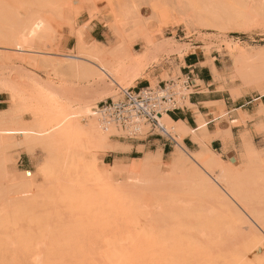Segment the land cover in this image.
I'll return each instance as SVG.
<instances>
[{
    "label": "rangeland",
    "instance_id": "rangeland-1",
    "mask_svg": "<svg viewBox=\"0 0 264 264\" xmlns=\"http://www.w3.org/2000/svg\"><path fill=\"white\" fill-rule=\"evenodd\" d=\"M42 1L0 0L2 46L8 47L9 42H20L24 25L43 15L49 26L43 32L44 43L54 50L52 57L32 54L19 57L12 50L0 49V95L7 102L4 106L6 111L0 117L8 125L18 122L25 127L38 129L46 125L50 116L58 115L62 109L76 111L79 95L86 98L82 102H95L96 107L111 98H118L120 89L136 87V82L131 83V77L123 71L132 59L138 61L134 67L143 70L140 77L147 78L149 86L154 88L161 80L167 83L176 82L178 77H181L176 62H181L186 55L200 51L205 58L215 55L225 67L230 61L229 52L232 49L251 50L264 45V0H215L231 15V25L223 35L212 28L188 26L186 29L185 25L176 23L181 15L171 6L170 0H116L120 7V16L131 11L138 26L142 29L149 27L148 50L164 46L165 43L172 46L170 49L161 50L156 62L150 58L138 60L144 46V29L143 33L141 30L137 32L138 36L131 26H124V18L121 21L123 26H117L115 30L105 27L103 22L111 12L105 4L74 0L73 7L79 8L81 13L70 27L71 34H68L67 30L59 26L60 9L57 6L42 8ZM227 4L229 7H226ZM154 11H164L168 16L166 28H161L151 20ZM92 30L101 34L95 35L94 38L106 54L119 47L129 49L128 54L119 60L111 61L106 57L108 63H113V71L120 70L116 85L109 82L101 84L94 75V66L74 59L76 56L81 57L83 53V50L76 48L77 37L87 47L94 39L91 37ZM11 55L18 59L14 60ZM76 65L86 68V71L80 74L71 72L70 67ZM158 74H161L159 79L155 78ZM233 74L231 68L225 74H219L218 90H224L230 95L229 89L240 86L234 80ZM60 90H63V93L56 94ZM242 92L239 98H244L245 101L260 96L257 91L248 87H244ZM111 93L114 96H111ZM109 96L111 97L107 98ZM231 99L235 100V97L232 96ZM261 118L254 115L236 123L241 130L236 134V146L229 157L219 154L221 160L227 164L231 163L237 169L245 166L246 159L243 158L240 148L242 134L257 151L259 159L264 162V121ZM79 120L81 125H85V119L80 117ZM149 130L147 126H141L142 136L128 137L126 133L115 128V135L109 138L107 144L112 148V152L121 154H112L111 158L106 156L112 152L84 150L83 141L51 150L40 147L37 143L31 152H26L18 145L21 143L19 139L11 137L6 140L0 147V255L6 256L4 261L3 257H0L2 264H31L36 255H43L42 263L53 264H264V227L256 228L253 233L249 230L256 218L264 224V188L261 187L249 188L255 189L250 191L247 189L244 202L248 212L238 203L232 202L231 210H226L206 205L209 203L205 204V200L190 202L186 197L178 194L174 197V194L168 195L169 193L154 188L141 189L124 207L126 212L123 214H117L114 210L108 212L107 200L103 201L106 191L99 192L98 185L93 187L97 181L100 184H103V181L99 182L96 178L97 181L94 182V172H91V169L88 171L90 163H94L93 168L98 173L101 163L112 166L115 162H120L116 156H126L124 153L129 152L130 144L146 139L162 140L156 132ZM118 142L126 146L118 145ZM175 147L176 144H167V153L162 155V161L167 162ZM190 151L196 152L195 149ZM144 155L133 156L142 158ZM25 172L29 173L28 177L24 176ZM123 180L122 177L113 175L110 186L116 188L120 183L122 186ZM85 186L89 190L84 188ZM96 190L99 193H95ZM99 194H104L105 197ZM120 223L129 224L127 229L121 228L131 233H128L129 235L135 234L130 230H139L141 235L146 232L152 243L156 239L154 250H144L146 253L142 251L143 256H138L139 259L108 260L104 253L107 244L102 242L105 238L102 234L106 233L107 229L112 232L113 228L111 235L118 234L120 231L115 232L118 229L116 225ZM248 230L253 235H248ZM138 232L136 233L140 235ZM106 239L104 240L107 242ZM128 244L123 246L127 247ZM2 245L9 247L3 246V250ZM140 245L138 244V248L144 245L143 241ZM68 250L70 252H67Z\"/></svg>",
    "mask_w": 264,
    "mask_h": 264
},
{
    "label": "bare ground",
    "instance_id": "bare-ground-1",
    "mask_svg": "<svg viewBox=\"0 0 264 264\" xmlns=\"http://www.w3.org/2000/svg\"><path fill=\"white\" fill-rule=\"evenodd\" d=\"M81 1H84L86 3L88 2L103 3L111 10V12L109 13V17L106 18L103 22L105 27L115 30V27L118 28L117 26H123L121 21L124 18L125 21L124 26L126 25L131 26L135 34L138 35L140 30H141L140 32L143 33V29H144L145 36L144 34H142L143 36L142 43H144V46L142 52L138 57V60L144 61L150 58L153 62H156V57L160 54L161 50H163L164 48H169V49L172 48L170 44L165 43L164 46L155 47L148 50L147 46L150 44V39L147 37L149 36V32H148L149 27L147 26L142 29L140 26H138L136 22L137 20L133 18L131 11H127L124 15L122 14L120 16V13L118 12V9L120 7L116 2V0H81ZM170 1H171L170 3L172 4L171 6H173V8H175V10H177L181 15L180 19L176 23L185 25L186 29H188V26H193V27L199 26L202 28H209V29L212 28L216 30L219 34L223 35L225 31L228 29V26L231 25L230 24L231 15L229 14V11H226L225 8L222 7L220 3H218L215 0H170ZM73 2L74 0H43L42 1V8H50L52 6H57V8L60 9L61 16L59 18V26L61 29L67 30L68 34H71L70 27L74 23L75 18L81 13L79 8L73 7ZM229 4H227L226 7H229ZM168 6L170 7V4ZM167 17L168 16L165 15L164 11H160V12L154 11V15L151 20H154L156 23L160 25L161 28H164L166 26V22H168ZM47 27L49 26L45 16L42 15L39 18H35L24 25L23 38L22 40H20V42L18 43L9 42L7 44L8 47L2 46L3 44L0 42V49L12 50L14 54L15 55L17 54L19 57L24 56L25 54H32L38 56L44 55V56L52 57L54 56L53 55L54 50L49 45H46L44 43L43 32H45L48 29ZM115 32L117 33V31ZM76 45H77L76 48L79 51L83 50V53L81 57L76 56L74 59L75 60L78 59L90 63L92 66H94L96 68V72H94V75L98 77V80L101 84L105 82H109L111 84L116 85V80H117L116 77L118 76V74H120V70L113 71L112 70L113 63H111V61L119 60L122 56L127 55L129 49L128 48L122 49V47H119V48H115L112 52H110V54H106L104 50L101 48V44L98 41L93 39L91 45L85 47L82 44V41L78 37H77ZM107 56L111 60V61L109 60L110 61L109 63L106 61ZM11 58H13L14 60L18 59L14 55L13 56L11 55ZM229 58L230 61L229 63L225 64V67L222 70L223 71L222 74H225L227 70L231 68L234 73L233 74L234 80L240 84L239 87L229 89V91L231 92L230 95H232L233 98L235 97V99L236 97L239 98V96H241L243 93L242 91L244 87H248L253 89L254 91H257L260 96H263L264 95V45H262L261 48L251 49V50H247V49L244 50L237 48L232 49L229 52ZM132 60L133 61L123 71L128 73L127 75L131 77L130 78L131 83H134L140 78L142 79V77L140 76L143 70L134 67L138 61L136 59H132ZM70 71L75 74L76 73L80 74L86 71V68H82L81 66L76 65L75 67H70ZM214 73L216 75V79L220 78L219 76L221 74L219 75L216 72ZM167 87L171 88L172 86H169L167 84ZM60 93H63V90L57 91L56 94H60ZM111 94H112L111 96H114L113 93ZM111 96L107 98H110ZM79 97L80 98L77 99V101L79 102H82L84 99H86L82 95H79ZM79 102L76 103L78 104V108L76 111H71L68 108L62 109L58 115L50 116L51 118L48 117L49 120H47L48 122H46V125H43L38 129L32 127L30 128L29 126L25 127L24 125H21L18 122H13L8 125L6 122L2 120V117H0V147L5 144L6 140L12 137L15 139H19L21 141V143H19L18 145L21 148L25 149L26 152L27 151L31 152L34 149L33 147L37 143L40 145V147L51 150L53 148H60L61 146H65V145H71L78 141L84 142V146H85L84 150L86 151L90 150L93 152H104V153L112 152V148L108 146L107 142L109 138L115 135L114 134L115 127H113L112 124H106L105 122L101 121L102 120L101 112H99L98 107L95 106V102L94 103H90V102L79 103ZM3 113L4 112H1L0 116ZM256 114L257 116H261V115L264 116V112L262 108L259 111H257ZM224 115L225 112H221L220 116H224ZM80 117L85 119L86 121L85 125L80 124V120H79ZM248 117H249L248 115L243 114V120L247 119ZM161 125L162 127H164L165 131L174 140L176 144L175 150L170 154L167 162L162 161V153L160 150L156 152H146L144 157L140 159H133L129 162L126 161L121 162L122 161L121 160L120 162L118 161L115 162L114 165L112 166L101 163L100 164L101 169L98 171L100 175L95 172L93 168L94 163L92 164L90 163L91 167L87 163L88 166L90 167L88 171L91 169L92 171L91 170L90 171L94 172V178H95V180L93 179L94 182H96L97 180H100L99 182L103 181L101 182L103 184H100L97 181L98 184L95 183L93 187L95 188L98 185L97 188L101 190V191L99 190V192L103 193V191H106V193H104L106 198H103V201L107 200L106 207L108 212L114 210L115 213L117 214L118 213L123 214V212H126L124 207L128 203H130V200L133 198V196L137 195L141 191V189H147V188L159 189L160 191H163V193H169L168 195L178 194L179 196H183V198L186 197V199L189 200L190 202L205 200L206 201L205 204L209 203L206 205L209 206L213 205L214 207L216 206L219 208H224L226 210L228 209L231 210L232 202L238 203L242 206V208L247 210L244 202V196L246 194L247 189L248 191H250V190H255V189L249 190V188L252 187L264 188V162L259 159L257 151L254 150V148L250 145L249 142L246 141L247 138L245 135L241 134L240 140L242 144L240 148L242 149L243 158L246 159V164L242 168L238 167L239 169H237L234 168L231 163L227 164L223 160H221L220 155L218 153L210 150L209 140L211 139V136H209L210 134L208 135L206 133V126H205L206 124L204 123V121H202L201 117L198 116V121H197L198 129L196 132L188 130L187 128L183 127L180 122L174 124L166 114L162 115ZM142 135L143 133L141 131L139 133V136ZM187 135L191 137V141L193 143L198 145L199 149L196 152H191L184 146V144H182L183 138ZM230 136H231L230 132L225 133L217 130L216 132H214L212 138L218 137L219 139H221L222 142L224 141L230 142L231 140ZM28 174L29 173L25 172L24 176L28 177ZM96 175L97 177H95ZM113 175L122 177L124 179L123 180L124 185L121 186L120 183L119 185H117V187L115 186L116 188L110 186L111 184L110 179L113 177ZM98 176L103 177L104 179H100ZM96 178L98 179L96 180ZM105 183L106 185H104ZM84 188L87 187L85 186ZM110 188L113 189L111 190ZM87 190L89 189L87 188ZM96 191L95 193H99L98 190ZM104 194L103 195L99 194V196L105 197ZM176 195L174 197H176ZM255 221L256 222L253 223L251 222L253 227L250 226L249 229L252 233L255 231L256 228L261 229L264 227V224L258 222L257 218L255 219ZM119 225H116L118 226L117 227L118 229H116L117 231H115L117 233L119 230L120 232L118 234H115L114 236L111 235L114 232V228L112 232L111 229H107L106 230L107 234L106 233L102 234L103 237H105L103 238L102 242H104V245L107 244L106 245L107 248L105 249L104 248L105 246H103V249H105L104 250L105 257L108 260L124 261V260H132V258L139 259L138 256L141 255L143 256V253L141 254L142 251L145 252L144 250H146L147 252L148 249L149 251L153 249L154 247L153 244H156V242L154 243L156 239L155 240L152 239L153 240L152 243V241H150L151 237L142 230H141L142 233L143 232L144 234L146 233L147 236L143 234L144 237L146 236V238L142 237L143 235H141V233L138 232L139 230L134 232L133 230L129 229L130 232L135 233L134 236L129 235L131 233L128 232L129 233L128 234L126 230L121 229L122 227L125 228L128 227L129 224L120 223ZM249 230H248V235L250 234L253 235L251 232L249 233ZM107 231H109L110 234ZM136 232L140 233V235H138ZM98 235H100L99 232ZM136 236L138 237L136 238ZM89 238L93 240L92 239L93 237L90 236ZM104 239H106L107 242ZM140 239H142L144 245H142V241ZM125 243H129L130 245L128 244L127 247H124L126 246ZM7 244H9V242ZM134 244L137 246H135ZM138 244H141L143 246L142 247L140 245L142 249H140L141 247L138 248ZM147 244L149 245L151 244V246ZM3 246L7 248L8 245L7 246L2 245V247ZM5 247H3V250ZM262 247L264 251V245H262ZM22 250H24V248ZM157 250L159 251V248H157ZM67 252L70 251L68 250ZM39 253L40 252H38V254ZM151 253L154 254L155 252H151ZM157 253L159 254L160 252ZM8 254L10 253L8 252ZM42 256L43 255H38V256L36 255L34 259H32L31 264H53L52 262L42 263L41 258L42 259L44 258ZM4 257L6 258V256ZM4 257L2 258L3 261H4ZM2 260L0 259V264H2ZM257 262L259 263V260ZM3 264H6V262L5 263L3 262Z\"/></svg>",
    "mask_w": 264,
    "mask_h": 264
},
{
    "label": "crops",
    "instance_id": "crops-1",
    "mask_svg": "<svg viewBox=\"0 0 264 264\" xmlns=\"http://www.w3.org/2000/svg\"><path fill=\"white\" fill-rule=\"evenodd\" d=\"M101 36L100 33L91 31V37ZM94 40H96L94 38ZM97 41V40H96ZM199 48V47H196ZM203 52L189 54L184 56L182 61L176 62L179 66V72L181 75L188 74L191 76V83L193 90L191 95L188 97L185 108L179 110V112H173L169 115V119L174 123H181L183 127L191 131H197L198 116L201 117L202 121L206 124V133L211 136L209 140V148L211 151H215L220 155L229 157L232 154V150L236 146V134L240 133V126L236 125L243 119V114L249 117L257 116L256 112L261 108L264 112V95L258 98L245 101L244 98L231 99L230 95L224 90H218L219 82L216 79L217 74L223 73V64L220 59L215 55L210 57H204ZM161 74L155 76L159 79ZM161 82H165L162 81ZM159 82L158 85L161 83ZM150 82L147 78H142L136 81V89H142L149 86ZM6 101L3 96L0 95V113L5 112L4 106ZM225 112L224 116H220L221 112ZM261 120L264 121V116L261 115ZM230 129V130H229ZM217 130L221 132H230L231 140L222 142L218 137H213L214 132ZM121 146H126L123 143H117ZM182 144L188 149L195 151L198 150V145L191 141L189 135L185 136L182 140ZM131 149L128 153H124L126 156L118 157L116 159L122 161H129L138 159L140 157L133 155L146 154V152L161 151L162 155L167 149V144L163 143L159 139H146L144 141H138L136 144H130ZM129 146V145H128ZM170 148V146H168ZM225 149V150H224ZM112 154L120 155L119 152H112L108 158L112 157ZM106 164V163H104ZM20 166L21 163L19 164Z\"/></svg>",
    "mask_w": 264,
    "mask_h": 264
},
{
    "label": "built area",
    "instance_id": "built-area-1",
    "mask_svg": "<svg viewBox=\"0 0 264 264\" xmlns=\"http://www.w3.org/2000/svg\"><path fill=\"white\" fill-rule=\"evenodd\" d=\"M172 86L171 88L167 87ZM193 90L191 76L178 77L176 82H161L154 88L146 86L142 89H120L119 97L110 99L98 109L102 122L126 133L128 137H136L141 126H147L156 132L166 144H175L161 125L162 115H169L185 108L188 97Z\"/></svg>",
    "mask_w": 264,
    "mask_h": 264
},
{
    "label": "trees",
    "instance_id": "trees-1",
    "mask_svg": "<svg viewBox=\"0 0 264 264\" xmlns=\"http://www.w3.org/2000/svg\"><path fill=\"white\" fill-rule=\"evenodd\" d=\"M165 153H167V150H165Z\"/></svg>",
    "mask_w": 264,
    "mask_h": 264
}]
</instances>
